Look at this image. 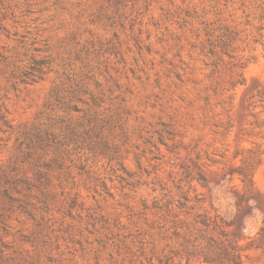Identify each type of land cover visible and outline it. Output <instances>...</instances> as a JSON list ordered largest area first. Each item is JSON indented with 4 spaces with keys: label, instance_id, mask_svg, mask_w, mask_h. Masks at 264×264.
Instances as JSON below:
<instances>
[{
    "label": "rangeland",
    "instance_id": "1",
    "mask_svg": "<svg viewBox=\"0 0 264 264\" xmlns=\"http://www.w3.org/2000/svg\"><path fill=\"white\" fill-rule=\"evenodd\" d=\"M0 264H264V0H0Z\"/></svg>",
    "mask_w": 264,
    "mask_h": 264
}]
</instances>
